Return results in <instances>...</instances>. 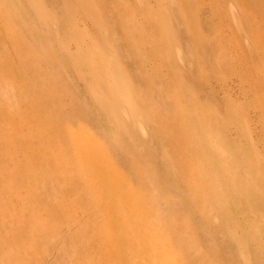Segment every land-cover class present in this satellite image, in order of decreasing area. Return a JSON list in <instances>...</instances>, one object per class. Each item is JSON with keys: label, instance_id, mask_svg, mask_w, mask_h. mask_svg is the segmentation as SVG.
Returning a JSON list of instances; mask_svg holds the SVG:
<instances>
[{"label": "rangeland", "instance_id": "rangeland-1", "mask_svg": "<svg viewBox=\"0 0 264 264\" xmlns=\"http://www.w3.org/2000/svg\"><path fill=\"white\" fill-rule=\"evenodd\" d=\"M144 263L264 264V0H0V264Z\"/></svg>", "mask_w": 264, "mask_h": 264}, {"label": "bare ground", "instance_id": "bare-ground-1", "mask_svg": "<svg viewBox=\"0 0 264 264\" xmlns=\"http://www.w3.org/2000/svg\"><path fill=\"white\" fill-rule=\"evenodd\" d=\"M59 1H60V0H59ZM51 2H52V1H51ZM170 2H171V1H170ZM187 14H188V13H187ZM66 19H67V18H66ZM163 23H165V22H163ZM164 25H165V24H164ZM165 28L167 29V27H165ZM155 31H156V30H155ZM168 34H169V32H168ZM93 37H94V36H93ZM181 58H182V57H181ZM134 99H135V98H134ZM136 106H137V105H136ZM132 107H133V106H132ZM135 108H136V107H135ZM133 109H134V108H133ZM126 111H127V110H126ZM130 111H131V110H130ZM132 118H133V117H132ZM119 119L121 120V118H119ZM134 119H135V118H134ZM134 121H135V120H134ZM122 123H123V122H122ZM136 123H137V121H136ZM137 124H138V123H137ZM137 126H138V125H137ZM236 163H238V162H236ZM236 163L232 164L231 167H233V166L236 165V166H235V169H239L238 167H240V165H239L240 163H239V164H236ZM241 167H242V166H241ZM68 168H69V167H68ZM234 173H235V172H234ZM235 174H238V173H235ZM232 176H233V175H232ZM237 176L239 177V175H237ZM233 177L236 179V181L238 180L237 177H235V176H233ZM235 179L233 180V182L235 181ZM210 184H211V183H210ZM215 184H216V183H215ZM211 185H212V184H211ZM247 185H248V187L250 186V184H247ZM214 188H215V187H214ZM214 188H213V189H214ZM220 188H221V187H219V189H220ZM215 189L217 190L218 187L215 188ZM215 189H214V190H215ZM244 189H246L248 192H250V193H252V194L255 192V190H257V189H255V190L253 189V191H254V192H253V191H251L249 188H244ZM258 191H259V190H258ZM218 192H219V190H218ZM256 194L259 195L257 192H255L253 195H256ZM260 195H261V194H260ZM214 203H215V201H214ZM219 204H220V203H218V206H219ZM214 205H216V204H214ZM221 205H222V204H221ZM135 227H136V226H135ZM121 235H122V234H121ZM125 236H126V235H125ZM246 258H247V257H246ZM146 260H147V259H146ZM243 260H244V259H243ZM247 260H248V259H246V261H247ZM141 261H142V260H141ZM147 261H148V260H147ZM133 263H134V262H133ZM149 263H150V262H149ZM149 263H148V264H149ZM144 264H145V263H144Z\"/></svg>", "mask_w": 264, "mask_h": 264}]
</instances>
